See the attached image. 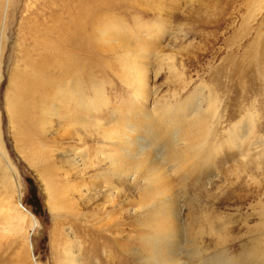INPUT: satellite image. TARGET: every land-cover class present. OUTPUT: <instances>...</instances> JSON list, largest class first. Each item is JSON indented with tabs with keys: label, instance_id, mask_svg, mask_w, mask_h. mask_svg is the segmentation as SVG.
I'll use <instances>...</instances> for the list:
<instances>
[{
	"label": "rangeland",
	"instance_id": "rangeland-1",
	"mask_svg": "<svg viewBox=\"0 0 264 264\" xmlns=\"http://www.w3.org/2000/svg\"><path fill=\"white\" fill-rule=\"evenodd\" d=\"M102 1L101 30L78 18L77 28L61 29H89L79 41L88 52L81 47L71 60L79 73L65 59L56 75L47 69L38 103L24 89L26 115L9 100L21 72L39 75V30L97 1L9 0L1 8L0 264H66L67 251L83 264H161L167 246L176 264L264 261V0ZM86 101L98 107L82 108ZM140 110L166 118L181 111L183 125L200 115L208 130L181 160L155 151L142 168L123 150L131 159L110 167L121 151L103 126L120 127ZM53 197L65 207L52 211Z\"/></svg>",
	"mask_w": 264,
	"mask_h": 264
},
{
	"label": "bare ground",
	"instance_id": "bare-ground-1",
	"mask_svg": "<svg viewBox=\"0 0 264 264\" xmlns=\"http://www.w3.org/2000/svg\"><path fill=\"white\" fill-rule=\"evenodd\" d=\"M8 1L9 0H4V3H2V5L0 4V11H1V8L6 7V3ZM96 1H97V5L96 6L95 5H90V4H84L83 5L82 4L83 2L81 3V5L80 4L77 5L76 10H78V11L75 14H71L70 13L73 18L70 17V19H72V20L69 21L66 24L65 23L64 24L63 23H59L60 25L59 24L58 25L55 24V25H52V27L49 24L48 25H44L43 24L44 28L41 26V28H43V29L39 30L38 34H41V38H42V41H41V43H42L41 45L42 46L41 47L44 49V51H46V53H44L42 55H39V57H41V59L39 57L37 58V59L42 60V62L40 64H39L40 61H37L35 63V64L40 65L39 69H38L39 75L38 76L37 75L34 76L36 78L38 77V79H36V78L35 79L34 78H28V75L26 73H24V72H21L19 74V76H18L19 78L16 79V82L13 85V98H17V99L16 100L15 99H10L9 100L10 109L12 111L15 112V110H16V111H19L18 113L20 115H26V108H27V101H26V97H25V91L26 90H29L30 95L32 94L31 97L33 98L32 99L33 102L38 103L40 101V89H41V86H40V82L39 81H41L43 78L45 79V74L44 73H46L47 69H49L48 72L49 71H55V75H56L61 70V67L63 66L62 64H60L61 60H63V59L69 60L63 67H66L67 69H70L72 67L73 71L75 70V72L79 73L78 72L79 70L75 69L76 63H74V61L71 62V60H74V58L76 57V56H74V53H79V51L82 50L81 49L82 46L79 45V41L81 39L80 38L81 37L80 34L83 33L85 30H89V29H87L83 24L82 25L81 24L78 25V30H79L78 33H68L67 34L66 32H62L63 30H61V29H66L65 28L66 25H68V27H75L76 20L78 18L79 19V23H81L82 21L84 22L83 19H86L88 24H89V27L92 28V26L95 23L94 27L98 28L99 30H101V27L98 26V25L101 24V20H102L101 17L104 20V15H105V12L107 11V9H104L105 3H103L102 0H96ZM5 12H6V10L4 11V9H3V12L1 11L0 18L2 16L4 17ZM30 13H32V12H30ZM35 17H34V19H35ZM51 18L55 19L54 14L51 15ZM99 19H100V21H99ZM28 24H30V23H28ZM33 24H34V22H33ZM38 24H37V26H38ZM33 27H34V25H33ZM75 28H77V26ZM99 30H97V32ZM102 33H103V31H102ZM100 36H102V35H100ZM35 37H37V36H35ZM85 37L87 38V36H85ZM91 40H92V38L90 39V41ZM82 41H83V38H82ZM87 42H88V40H87ZM38 43L39 42H37L36 44L38 45ZM67 46L69 47V49H68ZM85 47H82L83 50H84ZM86 48H87V52H88V49H89L88 46ZM78 49H81V50H78ZM82 52H84V51H82ZM84 55H86V54H84ZM55 57H56V59H55ZM34 59H36V58H34ZM83 60H84V58H83ZM134 60H135L134 62H135V65H136L135 66L136 69L138 70V72H141L140 68H137V63L139 64V63L142 62L141 58H139V59L136 58ZM30 64L32 65V61H30ZM49 66H50V68H49ZM83 73L84 72H82V74H81V72H80V74L82 76V79L84 77ZM23 75L25 76V78H23ZM140 75L143 77L144 73L141 72ZM22 79H24V80H22ZM31 79L32 80L34 79L32 83H31ZM54 81H53V83H55ZM78 84L80 86V83H78ZM34 86L36 88L32 90V88ZM24 89H25V91H24ZM65 90H66V92L64 91L65 95L66 94L69 95L68 88H66ZM58 91H60V88H58ZM71 91H72V95H73L72 99L77 100L78 98L76 99L77 95L75 94V90L71 89ZM27 96L29 98V95H27ZM86 102L83 103L84 105H82V108H84V109H86L88 111H90L91 109L93 110L94 107H98V105L95 103V101H94V103H95L94 105H91L90 102H87V103ZM91 102H93V101H91ZM33 107H35L34 104H33ZM183 109H185V108H183ZM185 119H187L186 115H185V113H183L181 111H179L176 114H174L173 117L169 116L168 118H166L165 116H161L160 114L156 115L155 117H152L149 114H147L145 111L140 110L130 120L122 123L123 125L121 124L120 127H116L115 125H113V126L110 125L108 127L107 126H103L104 139L111 140L110 145L112 147L116 148V151H118V150L121 151V152H117L114 156L110 157V161H111L110 167L115 168V166H120V165L122 166V165L126 164V163H123V162H127V161H129L131 159L130 156L127 157V158H122L123 154L125 153V151H123V150H126L127 152H130V155L133 156V160L137 164H139L142 168H147L149 164H151V165L154 164L153 162L151 163V161L148 158L151 157V154H153L155 151L156 152L158 151L160 153L161 157L163 158V161H165V162L168 161V160H170V161L171 160H175L176 158L177 159L179 158L181 160L182 156L188 157L190 155V153L192 152L191 151L192 148L195 145H197L200 141H202V139H204V137L206 135V132L208 130V125L206 124L207 122L204 121V119L200 115H198L194 120H189L185 125H183V123L185 122ZM176 126H177L176 129H178V130L173 131L174 127H176ZM188 127H190V129H187ZM205 140H206V138H205ZM181 142H184L183 146L179 145V144H181ZM0 147H3V146L0 145ZM106 147H107V145H106ZM175 161H177V160H175ZM159 176H163V174H161V175L159 174ZM158 178L159 177L154 176L151 181L157 182ZM160 180L162 181L163 179L161 178ZM165 182H166V180H165ZM151 184H153V183H151ZM48 188H50L49 185H48ZM166 191L168 192L167 189H166ZM51 193H52V191H51ZM53 198L55 199L54 201H52V198H51L50 202H48L52 211H54V210L58 211L61 208L65 207L66 203H64V201H63V199L61 197L60 198L59 197H53ZM162 204H163L162 207H164V208L166 207L165 211L168 214V212H169L168 207H169V204H170L169 201H163ZM0 210H1V208H0ZM16 210H17V208H16ZM17 212H18V210H17ZM9 213H11V212H9ZM20 216L23 217L22 214H20ZM2 219H4V217ZM1 221H3V220H1ZM1 223H3V222H1ZM6 227H7V225H6ZM2 228L4 230H6L4 227H2ZM165 236H167V235H165ZM162 248H163V244H162ZM203 248H204L203 243H201L200 246H199L198 252H201V250ZM164 251L165 252H163V250L161 251L160 257H159V258H162V259H160L161 260V264H176V261H174V260H176V258L175 257H171V256L168 255V252H169L168 246H167V248L165 247ZM205 252H206V250H205ZM184 255H186V254H184ZM258 255L254 254V257L255 258H260V255L259 256ZM198 256H200V255H198ZM208 258H210V256ZM65 261H64V263H66V264H83L79 260V255L76 254V253L74 254L73 251L72 252H68L67 251L66 260ZM235 263H237V262L235 261ZM198 264H214V260L213 259L212 260L208 259V260H206L204 262L201 261ZM215 264H221V263L218 262V261H215ZM255 264H264V261L261 258V259H259V261L255 260Z\"/></svg>",
	"mask_w": 264,
	"mask_h": 264
}]
</instances>
